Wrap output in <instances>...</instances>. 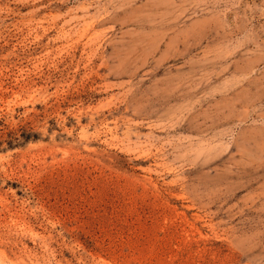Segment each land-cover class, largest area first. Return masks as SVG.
Wrapping results in <instances>:
<instances>
[{
  "label": "rangeland",
  "instance_id": "374dc122",
  "mask_svg": "<svg viewBox=\"0 0 264 264\" xmlns=\"http://www.w3.org/2000/svg\"><path fill=\"white\" fill-rule=\"evenodd\" d=\"M0 264H264V0H0Z\"/></svg>",
  "mask_w": 264,
  "mask_h": 264
}]
</instances>
